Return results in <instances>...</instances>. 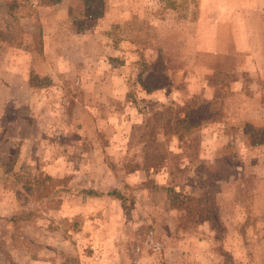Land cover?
Returning <instances> with one entry per match:
<instances>
[{
  "label": "rangeland",
  "instance_id": "1",
  "mask_svg": "<svg viewBox=\"0 0 264 264\" xmlns=\"http://www.w3.org/2000/svg\"><path fill=\"white\" fill-rule=\"evenodd\" d=\"M13 1L12 11L21 18L16 22L0 7V37L13 33L25 46L40 48V20L24 17L32 3L55 0ZM67 1L71 14L64 23L78 34L73 37L78 56L84 30H98L91 33L96 44L108 40L118 49L114 63L128 80L131 112L126 115L132 125L116 120L113 129L122 130L120 137L118 129L92 139L78 131L82 142L93 143L80 149L70 142L71 134L61 135L59 146L39 139L34 158L12 166L8 184L0 177V264H174V245L193 238L212 242L206 248L217 264H242L231 258L234 252L264 253V141L252 143L264 134L245 133L248 123L264 128V0ZM60 10L53 17L58 23ZM101 66L107 75L109 66ZM32 78L40 100L46 89L53 92L47 103L67 99L65 121L76 126L72 107L79 88L64 86L60 94L49 76ZM187 112L186 121L193 124L189 133L186 122L176 124L174 117ZM46 119L57 125L61 117H41ZM22 121L14 119L11 130ZM40 172L51 174L45 184L55 190L62 176L80 190L92 188L85 178L90 172L100 180L115 174L116 181L104 184L107 190L97 197L116 188L126 201L110 196L114 202L98 203L66 193L60 196L68 206L64 211L25 192L20 203L10 183L27 178L36 191L42 188L36 187ZM127 174L136 181L126 180ZM174 185L179 195L165 188ZM28 206L37 208L34 215L11 220ZM236 239L243 244L227 250L225 241L233 245Z\"/></svg>",
  "mask_w": 264,
  "mask_h": 264
},
{
  "label": "crops",
  "instance_id": "2",
  "mask_svg": "<svg viewBox=\"0 0 264 264\" xmlns=\"http://www.w3.org/2000/svg\"><path fill=\"white\" fill-rule=\"evenodd\" d=\"M31 5L32 12L23 17L30 22L40 20L39 32L43 38L42 46L38 49L31 47L25 49L7 44L4 42V38L0 37V159L5 156H14L17 152L14 166L25 163V160L29 162L34 158V150L38 146L40 147L39 139L59 146L61 143L58 139L62 138L60 136L71 134L75 137L71 138L70 142L76 143L74 148L80 149L81 146H93V143L86 139L84 141L87 142H82L83 139H79L80 135H76V133L82 132L85 134L84 136H89L92 139L96 134L99 136L101 133L115 132L118 129H113L116 120L122 121L126 125H132L129 119L131 116L126 115L131 112L128 80L124 76H120L119 69L114 63V57L119 55L114 43L102 40L96 44L98 41L93 38L94 35L91 33L97 34L98 30L94 32L84 30L80 34L84 36L83 54L80 57L77 55L78 48L73 38L78 34L72 33L64 23L71 14L70 1L55 0L51 4L36 1ZM58 9H61L58 14L59 23L53 19L57 15L55 10ZM56 24L59 25V29L56 28ZM64 37L66 38L65 46L62 44ZM95 52L97 53L96 57L93 56ZM99 64L102 65L101 67L109 66L110 71L107 75L97 68ZM89 69H91L90 72H88ZM34 73L40 76H49L54 84V91H58L60 94L64 90V86L76 85L79 88L80 95L73 97L72 107V117L76 126L68 125L65 121L68 116L65 109L67 99H63L56 106L50 101L47 103L51 99L50 96L53 95V92L48 89L46 92L40 91L43 94L41 100L36 97L35 89H40L36 86L38 84L33 81ZM42 103L44 110L40 108ZM19 116L23 121L18 123L15 131H12V125H15L13 124L14 119L18 121ZM45 116L49 118L61 117L60 123L52 125L53 121L46 123L47 119L42 122L41 117ZM40 130L43 131L42 138L37 136ZM120 134H122V130L118 129L116 137H120ZM49 135L54 139L47 140L45 136ZM7 143L9 146H6ZM102 148H107V145H103ZM61 154L66 158L65 151ZM80 156L85 157L81 152ZM129 175L131 174L126 175V180L136 181L135 175L133 178H131L132 176L129 178ZM85 178L92 188L100 191L107 190L108 186L104 184L117 179L113 174L106 180H100L99 174L92 172ZM89 199L98 203L101 201L104 203L106 201L114 202V198L110 196H91ZM65 204L61 203L59 210H68V206ZM207 241L209 244L212 243L204 238H193L192 242L184 240L174 245V264H217L213 262L216 256L211 252V248H206ZM99 243L100 238H97V246ZM241 244H243V239H236L233 245L229 241H225L224 246L227 250L232 251ZM262 245H264V240ZM230 256L233 260L243 261L242 264H264V253L247 252L243 256L241 253L234 252L230 253Z\"/></svg>",
  "mask_w": 264,
  "mask_h": 264
},
{
  "label": "trees",
  "instance_id": "3",
  "mask_svg": "<svg viewBox=\"0 0 264 264\" xmlns=\"http://www.w3.org/2000/svg\"><path fill=\"white\" fill-rule=\"evenodd\" d=\"M16 3H14L13 0H0V7L2 8L1 12L6 14V15H9L12 17L13 20H15L16 22H19L21 16L20 15H16L14 14V12L12 11L16 5ZM90 13H94L93 11L90 12ZM11 25H8V31L11 29ZM11 33V32H9ZM9 36H5L4 37V42L7 43V44H10L12 46H18V47H23L25 49H27L28 47L30 46H25L22 42V40H19L17 39L15 36H13V33L11 34H8ZM131 97V95H128ZM133 101H135V99H133ZM174 117H176L177 119V123L176 124H181L183 122H186L185 124V129H186V133H189L191 128L193 127V124L191 123V121H186L187 118L189 117V113L187 112L183 117L181 116V114L178 115V113H174ZM168 122H170V120H168ZM149 123L147 124V128H149ZM248 128V129H247ZM250 132H252V136H254L253 133H260V134H264V128L263 127H256L252 124H246V130H245V133L249 134ZM174 133H179V137H183V133L179 132V129H174ZM264 141V136L261 137L260 139H254L252 138V143L253 144H256V143H261ZM17 156V152H15V155L14 156H5V157H2L1 158V161H0V177H2V181H4L5 183H9V180L7 178V176L9 175V172L11 171L12 169V166L14 164V160ZM3 176H6V178ZM70 178L68 177H63V178H58L57 179V187L58 190H55V186L52 187L50 186V183L48 184H45V182H50L52 180L51 176L48 175V174H44L43 172H40L38 174V178H37V183H36V187H37V184L38 186L42 185V188L40 189H37L35 191L34 188H31V187H28L27 185V182L29 179L27 178H18L17 183H10L11 185H9V187H13V190L16 191L17 195H18V200L20 201V203H25L26 200H24L25 198H27V195L26 194H30L31 193H35L36 197L42 201V203H45L44 200H46L48 203H55L53 204V208H59L61 206V203H62V200L60 198L61 195H64V194H82L83 196H99V195H104V192H100L99 190L95 189V188H85V189H78L76 187V190H73L72 189V185L69 184ZM18 185V186H17ZM163 187V186H161ZM166 190L168 192H173L174 195H179L178 193H181V192H177L176 191V186L174 185V187H165ZM22 190V191H21ZM35 191V192H34ZM55 191L58 193L59 195V198H55ZM26 192V194H25ZM56 193V194H57ZM60 193V194H59ZM109 196H113V197H117L119 198L120 200H122V203H125L126 199L125 197L120 193V190L119 189H113L111 191H108L107 192ZM26 195V196H25ZM189 199V198H188ZM52 205V204H51ZM47 207L51 208V206L49 205H46ZM177 206V202L174 200V207ZM37 208L34 207H30L28 206L27 210L25 213L23 214H14L12 217H11V220L13 222H16L20 219H25L27 220L29 217H31L32 215H34V211H36Z\"/></svg>",
  "mask_w": 264,
  "mask_h": 264
}]
</instances>
